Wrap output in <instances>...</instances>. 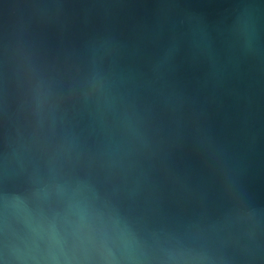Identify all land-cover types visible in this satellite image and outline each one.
<instances>
[{"label": "water", "instance_id": "1", "mask_svg": "<svg viewBox=\"0 0 264 264\" xmlns=\"http://www.w3.org/2000/svg\"><path fill=\"white\" fill-rule=\"evenodd\" d=\"M0 264H264V0H0Z\"/></svg>", "mask_w": 264, "mask_h": 264}]
</instances>
